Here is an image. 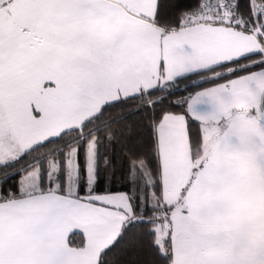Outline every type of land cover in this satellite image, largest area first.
Wrapping results in <instances>:
<instances>
[{"label":"snow or ice","instance_id":"obj_1","mask_svg":"<svg viewBox=\"0 0 264 264\" xmlns=\"http://www.w3.org/2000/svg\"><path fill=\"white\" fill-rule=\"evenodd\" d=\"M0 264H264V0H0Z\"/></svg>","mask_w":264,"mask_h":264}]
</instances>
